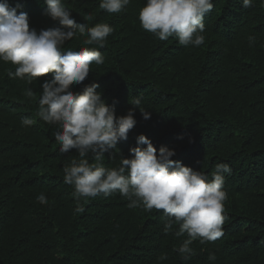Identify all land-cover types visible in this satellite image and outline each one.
Wrapping results in <instances>:
<instances>
[{"label": "trees", "instance_id": "trees-1", "mask_svg": "<svg viewBox=\"0 0 264 264\" xmlns=\"http://www.w3.org/2000/svg\"><path fill=\"white\" fill-rule=\"evenodd\" d=\"M6 2L18 14L27 13L37 32L60 26L45 15L44 0ZM62 2L77 23L114 29L98 48L104 63H93L86 80L71 90L97 83L117 116L126 115L137 96L140 110L151 113L145 120L135 110L136 125L112 159L105 153L103 166L130 158L140 135L157 153L162 146L174 150L173 161L208 179L217 164H227L231 174H225L222 213L227 219L221 237L194 241V254L185 260L176 249L187 236L175 235L178 225L165 233L162 210L129 208L118 193L74 198L63 168L78 153H60L54 139L59 128L37 116L40 86L52 74L29 85L9 78L7 71L15 67L0 61V264H264V0L247 8L242 0H212L199 47L181 46L174 37L162 41L143 30L139 11L146 0H132L117 14L100 9V0ZM87 38L77 34L64 51L98 47L85 45ZM28 88L32 98L25 95ZM26 117L35 123L22 126ZM89 162H96L91 154ZM40 193L47 204L38 203ZM78 206L84 210L76 212ZM162 254L167 259L160 260Z\"/></svg>", "mask_w": 264, "mask_h": 264}, {"label": "clouds", "instance_id": "clouds-1", "mask_svg": "<svg viewBox=\"0 0 264 264\" xmlns=\"http://www.w3.org/2000/svg\"><path fill=\"white\" fill-rule=\"evenodd\" d=\"M45 15L58 21L59 27L37 32L29 26L25 12L10 7L6 0L0 2V61L10 63L15 71H7L9 78L32 84L38 78L52 74L45 80L39 99L37 116L49 125H56L54 133L59 151L67 154L73 150L79 159L73 158L65 165L64 183L72 186L73 196L95 198L118 193L130 203L129 208L145 211L162 210L164 231L169 233L178 225L177 237L187 239L176 249L182 258L190 259V245L199 240L201 244L215 241L222 236L223 215L227 193L224 191L225 174H231L227 164H217L211 179L201 171H195L181 162L173 161L174 150L160 147L159 152L152 142L140 135L137 147L129 150L130 158L120 157L119 166L105 167L101 163L105 153L109 159L118 152L117 144L126 141L128 133L136 125L135 110L141 104L134 97L126 115L117 116L115 109L107 105L98 92L99 85H85L81 92L74 93L73 85H80L89 76L91 65H102L104 57L98 48H103L113 27L98 23L88 27L77 23L62 0H44ZM132 0H100V9L109 14L125 11ZM253 0H242L243 7H251ZM213 8L212 0H146L139 11L143 30L159 40L174 37L181 46L199 47L205 41L204 16ZM86 35L85 45L79 51H64V45L75 36ZM251 42L254 38L249 37ZM29 98L34 96L31 88L25 90ZM142 117L150 119L151 113L140 110ZM35 121L24 118L22 126H31ZM146 146V147H141ZM96 161L89 162V156ZM40 204H47L44 193L37 196ZM77 207L76 212H82ZM160 260L167 259L162 254ZM214 261L215 255L210 254Z\"/></svg>", "mask_w": 264, "mask_h": 264}]
</instances>
